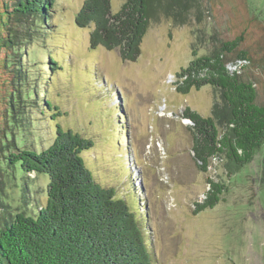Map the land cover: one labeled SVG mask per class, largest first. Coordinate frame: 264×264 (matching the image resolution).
<instances>
[{"label":"rangeland","instance_id":"rangeland-1","mask_svg":"<svg viewBox=\"0 0 264 264\" xmlns=\"http://www.w3.org/2000/svg\"><path fill=\"white\" fill-rule=\"evenodd\" d=\"M83 2L57 0L43 28L46 38L28 45L25 64L36 86L64 113L56 122L94 139L83 157L96 180L142 212L158 264H264V143L248 165L235 168L222 156L213 158L206 172L200 170L184 110L208 116L222 98L210 84L183 94L176 89L178 73L194 57L243 34L240 48L253 65L242 73L254 80L264 103V0H204L201 22L193 17L176 23L161 11L151 20L136 61L123 60L119 48H91V27L75 23ZM111 2L117 12L124 0ZM49 55L61 69L45 67ZM32 112L47 140L55 121ZM31 177L40 192L45 176ZM22 179L16 172L13 183ZM210 179L223 186L219 201L197 211ZM42 197L46 202V192Z\"/></svg>","mask_w":264,"mask_h":264},{"label":"trees","instance_id":"trees-1","mask_svg":"<svg viewBox=\"0 0 264 264\" xmlns=\"http://www.w3.org/2000/svg\"><path fill=\"white\" fill-rule=\"evenodd\" d=\"M203 1L124 0L113 12L111 0H84L75 23L91 27V48H119L123 60L136 61L152 19L163 11L176 23L193 17L201 22ZM56 2L0 0V264H158L142 212L116 188L96 180L86 165L83 154L93 148L94 139L56 122L64 113L44 96L45 88L36 86L25 64L30 59L28 45L45 40L43 28ZM243 39L240 34L221 40L178 73V92L210 84L222 98L211 115L190 107L183 114L192 122L196 166L205 172L213 158L222 156L235 168L248 165L264 143V103L258 101L254 80L242 73L253 65V57L240 48ZM238 59L249 63L241 73H232L227 65ZM55 65L49 55L45 67L61 69ZM32 111L55 121L47 140ZM16 172L23 176L20 184L13 183ZM33 174L45 176L40 192ZM260 182L264 188V160ZM209 183L197 211L219 201L223 186L211 179ZM15 188L17 194H8Z\"/></svg>","mask_w":264,"mask_h":264},{"label":"built area","instance_id":"built-area-1","mask_svg":"<svg viewBox=\"0 0 264 264\" xmlns=\"http://www.w3.org/2000/svg\"><path fill=\"white\" fill-rule=\"evenodd\" d=\"M248 60H237L235 62H230L228 63L227 67L228 69L233 73V72H238L241 73L245 66L248 65Z\"/></svg>","mask_w":264,"mask_h":264}]
</instances>
